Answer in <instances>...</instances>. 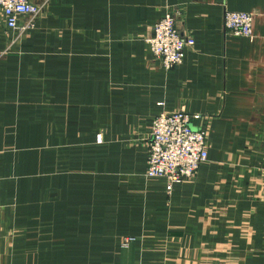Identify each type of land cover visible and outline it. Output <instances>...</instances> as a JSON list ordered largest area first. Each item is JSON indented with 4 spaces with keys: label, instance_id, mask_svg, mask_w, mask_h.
<instances>
[{
    "label": "crops",
    "instance_id": "0c3cea01",
    "mask_svg": "<svg viewBox=\"0 0 264 264\" xmlns=\"http://www.w3.org/2000/svg\"><path fill=\"white\" fill-rule=\"evenodd\" d=\"M176 12L194 43L165 70L145 38ZM180 109L208 157L167 190L150 126ZM0 264H264V0H49L27 33L0 15Z\"/></svg>",
    "mask_w": 264,
    "mask_h": 264
},
{
    "label": "built area",
    "instance_id": "2783aa9c",
    "mask_svg": "<svg viewBox=\"0 0 264 264\" xmlns=\"http://www.w3.org/2000/svg\"><path fill=\"white\" fill-rule=\"evenodd\" d=\"M40 9L41 6L31 0H0V15L6 27L21 33L32 30ZM177 15L178 12L168 13L156 20L147 39L154 57L166 70L180 64L185 49L194 43L191 36L180 35ZM253 15L252 12L226 10L224 27L235 36L249 37ZM207 157V125L200 114L180 109L161 112L153 118L147 146L146 177L163 179L170 190L173 184L193 178ZM136 240L134 236H127L121 246L128 247Z\"/></svg>",
    "mask_w": 264,
    "mask_h": 264
},
{
    "label": "rangeland",
    "instance_id": "374dc122",
    "mask_svg": "<svg viewBox=\"0 0 264 264\" xmlns=\"http://www.w3.org/2000/svg\"><path fill=\"white\" fill-rule=\"evenodd\" d=\"M34 4H37V5H39V6H41V9L39 10V13L36 15V17L34 18V23H33V28H32V30L34 29V28H36V22H37V20H39V18H40V16L42 15V13H43V11L45 10V7H46V5H47V3L49 2V0H42L41 2H35V1H33V0H31ZM231 11V10H230ZM225 13V12H224ZM28 19V18H27ZM156 22V21H155ZM152 29H153V26H152ZM32 30H30V31H32ZM30 31H28V32H30ZM178 31H179V33H180V35L182 36V34H181V32H180V30L178 29ZM152 34V33H151ZM151 34L147 37V38H145V42L147 43V39L151 36ZM184 37V36H183ZM147 45H148V47H149V49H150V45L147 43ZM151 50V49H150ZM152 52V51H151ZM153 54V53H152ZM154 56V55H153ZM155 58V57H154ZM160 63V62H159ZM162 66V65H161ZM174 66H176V65H174ZM173 66V67H174ZM165 70H166V68L164 67V66H162ZM125 237H127V236H124V237H122L121 239L123 240ZM121 240V241H122ZM120 244H121V242H120Z\"/></svg>",
    "mask_w": 264,
    "mask_h": 264
}]
</instances>
